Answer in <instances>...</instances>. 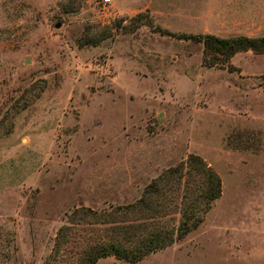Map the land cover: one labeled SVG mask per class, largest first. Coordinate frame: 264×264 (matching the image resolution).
<instances>
[{
    "label": "rangeland",
    "instance_id": "374dc122",
    "mask_svg": "<svg viewBox=\"0 0 264 264\" xmlns=\"http://www.w3.org/2000/svg\"><path fill=\"white\" fill-rule=\"evenodd\" d=\"M206 32L264 34V0H0V264H75L97 224L49 257L75 207L133 201L190 153L221 180L203 220L99 264H264V52L205 66L185 35Z\"/></svg>",
    "mask_w": 264,
    "mask_h": 264
},
{
    "label": "trees",
    "instance_id": "16d2710c",
    "mask_svg": "<svg viewBox=\"0 0 264 264\" xmlns=\"http://www.w3.org/2000/svg\"><path fill=\"white\" fill-rule=\"evenodd\" d=\"M185 36L203 43L205 66H225L241 50L264 52V34L220 36L206 32ZM220 193L218 173L199 154L190 153L153 177L133 201L101 210L75 207L68 223L58 228L49 257L56 258L68 236H76L77 225L88 223L97 224L99 232L89 235L76 251L75 264H95L111 254L136 262L196 228ZM47 260L44 264H50Z\"/></svg>",
    "mask_w": 264,
    "mask_h": 264
},
{
    "label": "crops",
    "instance_id": "0c3cea01",
    "mask_svg": "<svg viewBox=\"0 0 264 264\" xmlns=\"http://www.w3.org/2000/svg\"><path fill=\"white\" fill-rule=\"evenodd\" d=\"M103 258L105 259V258H110V257H108V256L102 257V258L98 259V260L96 261L95 264H99V262H100L101 260H103ZM108 260H109V259H108Z\"/></svg>",
    "mask_w": 264,
    "mask_h": 264
},
{
    "label": "built area",
    "instance_id": "2783aa9c",
    "mask_svg": "<svg viewBox=\"0 0 264 264\" xmlns=\"http://www.w3.org/2000/svg\"><path fill=\"white\" fill-rule=\"evenodd\" d=\"M97 1L100 2V3H102V4H106L110 0H97Z\"/></svg>",
    "mask_w": 264,
    "mask_h": 264
}]
</instances>
